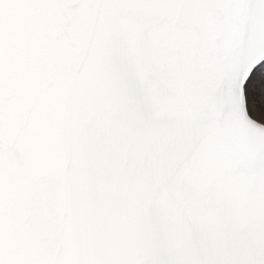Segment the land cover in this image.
<instances>
[{
    "label": "snow or ice",
    "instance_id": "snow-or-ice-1",
    "mask_svg": "<svg viewBox=\"0 0 264 264\" xmlns=\"http://www.w3.org/2000/svg\"><path fill=\"white\" fill-rule=\"evenodd\" d=\"M0 264H264V0H0Z\"/></svg>",
    "mask_w": 264,
    "mask_h": 264
}]
</instances>
